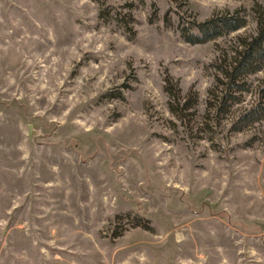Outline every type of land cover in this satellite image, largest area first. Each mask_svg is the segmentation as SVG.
<instances>
[{"label": "rangeland", "instance_id": "obj_1", "mask_svg": "<svg viewBox=\"0 0 264 264\" xmlns=\"http://www.w3.org/2000/svg\"><path fill=\"white\" fill-rule=\"evenodd\" d=\"M245 27L187 41L194 23ZM264 0H0V264H264Z\"/></svg>", "mask_w": 264, "mask_h": 264}, {"label": "trees", "instance_id": "obj_2", "mask_svg": "<svg viewBox=\"0 0 264 264\" xmlns=\"http://www.w3.org/2000/svg\"><path fill=\"white\" fill-rule=\"evenodd\" d=\"M245 27V22L237 17H219L204 23H194L192 33H188L187 41L193 44H203L217 40L223 35L236 32ZM240 50H237L233 61L223 70L227 95L222 100L221 106L229 102L238 103L240 100L235 94L246 92L245 77L257 73L264 66V21L260 23V29L250 40L240 41ZM264 117V107L258 106L244 114L242 122L250 125L260 121Z\"/></svg>", "mask_w": 264, "mask_h": 264}]
</instances>
